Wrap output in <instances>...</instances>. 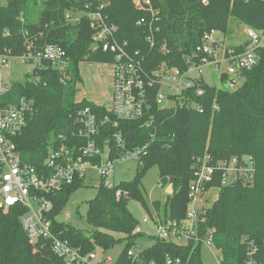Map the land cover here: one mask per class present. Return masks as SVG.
I'll list each match as a JSON object with an SVG mask.
<instances>
[{
	"label": "trees",
	"instance_id": "trees-1",
	"mask_svg": "<svg viewBox=\"0 0 264 264\" xmlns=\"http://www.w3.org/2000/svg\"><path fill=\"white\" fill-rule=\"evenodd\" d=\"M0 1H4L0 4L1 50L9 48L20 55L26 50L27 38L37 37V46L61 45L70 60L71 78L66 83L52 63L46 61L35 70H39L40 82L32 81V74L27 73L26 80L14 82L6 96L10 101L27 97L32 103L28 125L16 140L24 159L41 167L59 135L78 131L77 116L81 109L90 106L100 116L108 113L105 106L89 98L78 101L77 88L83 82V62H109L113 55L91 49L93 30L86 15L80 23L65 19L67 11L85 9L87 2L96 5L102 0ZM153 4L160 10L157 22L160 31L154 47L147 39L148 26L138 23L144 17L150 19L149 12L137 9L133 0H109L106 8L119 27V38L128 40L131 50H140L146 56L148 69L165 63L187 70L188 58L199 59L197 46L205 34L212 30L226 33L233 16L264 33V0H210L208 4L202 0H153ZM246 44L247 41L234 47L242 50ZM257 53L256 64L243 71L244 81L235 90L201 81L205 94L197 95L196 99L203 105V111L187 106L162 107L156 101L158 87H155L150 101V113L155 119L152 126H146L142 120H119L118 127L114 121L107 123L99 137L100 144L110 140L114 145L113 136L119 129L126 137L132 133L134 139L127 138L130 148L148 145L143 163L138 164L133 180L121 181L112 189L100 183L96 197L89 201L87 221L92 227L89 231L59 219L72 193L86 185L85 178L76 179L53 195L51 218L55 231L84 253L96 247L108 251L125 242L114 264H131L127 252L143 233L138 230L140 221L128 204L130 199L147 203L142 186L152 166L159 167L162 186L173 184L164 212L160 201H155L157 212L164 221L180 220L187 215L190 186L199 158L209 154L216 162L249 155L255 161L254 181L222 185L221 179H216L214 185L221 189L218 198L206 209L198 240L181 244L154 237L153 243L142 252L158 264H165L168 255L182 258L188 264H204L203 240L210 229H215L213 242L222 252L221 264H244L251 240L262 249L264 257V45ZM221 81L225 84L226 76ZM118 189L128 191L130 197L118 198ZM25 212L20 207L9 212L0 210V264H67L53 251L51 241L31 242L22 221ZM151 216L155 220V215Z\"/></svg>",
	"mask_w": 264,
	"mask_h": 264
},
{
	"label": "built area",
	"instance_id": "built-area-1",
	"mask_svg": "<svg viewBox=\"0 0 264 264\" xmlns=\"http://www.w3.org/2000/svg\"><path fill=\"white\" fill-rule=\"evenodd\" d=\"M202 1L208 4L210 0ZM133 2L137 9L150 13V19L144 17L138 23L148 26L147 39L151 47H154L157 44V33L160 31L157 25L160 10L154 7L153 0ZM3 3L4 1H0V4ZM108 4L109 0L99 1L96 5L90 1L86 3L85 9L70 10L65 14L69 23H80L86 15L93 30L91 49H101L113 55L112 61L93 62L111 67L110 105L99 104L105 106L108 113L100 116L90 106L81 109L77 116V122L80 123L78 131L59 135L50 146L41 167L26 161L17 144L16 139L27 127L33 106L27 97L17 101L6 99L13 84L6 79V71L10 70L12 60L15 59L33 64L32 72L28 73L32 74L31 80L38 83L41 78L39 70H35L42 68L47 61L61 73L62 81L66 83L71 78L67 50L54 43L37 46V37L27 38L26 50L20 55H15L9 48L0 49V210L9 212L13 208H24L26 212L22 221L31 242L36 243L41 239L51 241L53 251L64 258L67 264H98L94 263L97 255L95 250L84 253L80 247H74L69 240L63 239L55 231L51 218L52 196L78 178L86 180L90 169L100 177V183L112 189L118 184L114 182L116 166L129 158L136 159L138 164L143 163V157L147 154V144L130 148L121 129L114 133V145L110 140L100 144L99 137L103 127L111 121L118 127L119 120H142L146 126H152L155 119L150 113V101L155 87H158L155 98L160 106H187L203 111V105L197 101L196 96L205 94L201 86V81H206L203 77L204 67L209 65L220 68L226 63V69L220 73V79L226 76L225 85L228 89L240 86L244 81L243 71L256 64L257 49L264 45V33L252 27L246 30L249 38L242 50H238L235 45H226L217 38L218 31L212 30L205 34L202 43L197 46L199 59L193 61L188 58L187 70L165 63L156 69H148L145 65L146 56L140 50H131L128 40L119 38V27L106 12ZM195 70L199 75L193 74ZM217 107L215 105V108ZM195 176L190 186V201L185 218L164 221L156 212L153 222L154 237L157 239L177 243L180 240H185L186 243L198 240L199 227L206 220V209L218 198L221 189V186L214 185L216 179L220 178L222 185L237 181L252 183L255 161L252 156L244 155L213 162L211 156L206 154L198 159ZM122 195L130 197L128 191L118 189L117 197ZM208 195L210 197L206 198ZM70 216L71 214L67 213V217ZM150 219L151 216L144 217L145 221ZM214 232L215 229H210L208 236L203 240L205 244L215 245ZM143 248L135 245L128 250L131 264H158L155 260L146 258L142 252ZM218 251L222 261V252L220 249ZM262 252L254 241H248L244 264H264ZM108 259L109 264H114ZM165 264L188 263L182 258L168 255Z\"/></svg>",
	"mask_w": 264,
	"mask_h": 264
},
{
	"label": "rangeland",
	"instance_id": "rangeland-1",
	"mask_svg": "<svg viewBox=\"0 0 264 264\" xmlns=\"http://www.w3.org/2000/svg\"><path fill=\"white\" fill-rule=\"evenodd\" d=\"M247 28L248 26L246 24L233 16L230 18L227 32L224 33L218 31L216 36L226 45H237L248 41L249 37L246 33ZM226 66V63H224L220 68L209 65L205 66L203 70L204 79L212 85L227 88V86L220 79V73L226 69ZM33 67V64L24 63L17 59L12 60L10 70L6 71V79L12 83L25 81L26 73L32 72ZM110 71L111 67L108 65L83 62L81 64L83 82L80 83V86L77 88V100L81 101L85 97L93 100L97 104L109 106L111 94ZM193 74L199 75V72L195 70L193 71ZM237 87L239 86H235L230 89L235 90ZM137 167L138 161L134 158L121 161L116 166L114 182L120 183L121 181L133 180L137 173ZM100 182V177L90 169L88 171L86 185L78 188L72 193L66 207L59 215V219L64 220L79 229H84L86 231L91 230L92 227L87 221L89 201L96 197ZM142 190L147 203L145 204L142 201L130 199L128 206L134 216L140 221L138 229L143 233V235L138 238L136 246L147 247L154 241L155 224L152 218L149 221H145L144 217L151 216V214L156 215L157 209L154 204L155 201H160L162 212L166 210V187L162 186L160 180V169L158 166H152L147 171L143 179ZM209 197L210 195L206 196V198ZM67 213H70L71 216L67 217ZM178 243L185 244L186 241L180 240ZM124 247L125 242L108 251H105L101 247H96L95 252L97 259L94 263L109 264L108 258H110L112 262H116ZM219 255L220 253L215 245L208 243H204L202 245L201 257L204 264H221Z\"/></svg>",
	"mask_w": 264,
	"mask_h": 264
},
{
	"label": "water",
	"instance_id": "water-1",
	"mask_svg": "<svg viewBox=\"0 0 264 264\" xmlns=\"http://www.w3.org/2000/svg\"><path fill=\"white\" fill-rule=\"evenodd\" d=\"M262 33V31H260ZM91 100V99H90ZM127 138L132 141L134 139L133 134L129 133ZM166 193L167 194H172L173 193V184H169L168 187L166 188Z\"/></svg>",
	"mask_w": 264,
	"mask_h": 264
},
{
	"label": "crops",
	"instance_id": "crops-1",
	"mask_svg": "<svg viewBox=\"0 0 264 264\" xmlns=\"http://www.w3.org/2000/svg\"><path fill=\"white\" fill-rule=\"evenodd\" d=\"M240 44V43H239ZM238 45V44H237ZM110 85H111V77H110Z\"/></svg>",
	"mask_w": 264,
	"mask_h": 264
}]
</instances>
